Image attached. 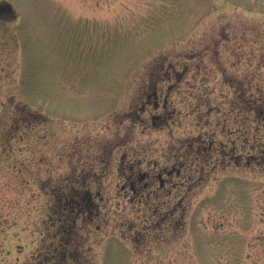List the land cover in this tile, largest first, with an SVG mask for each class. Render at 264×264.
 <instances>
[{
    "label": "rangeland",
    "instance_id": "1",
    "mask_svg": "<svg viewBox=\"0 0 264 264\" xmlns=\"http://www.w3.org/2000/svg\"><path fill=\"white\" fill-rule=\"evenodd\" d=\"M0 264H264V0H0Z\"/></svg>",
    "mask_w": 264,
    "mask_h": 264
},
{
    "label": "trees",
    "instance_id": "2",
    "mask_svg": "<svg viewBox=\"0 0 264 264\" xmlns=\"http://www.w3.org/2000/svg\"><path fill=\"white\" fill-rule=\"evenodd\" d=\"M78 193L79 190H76ZM65 196V193L59 197L64 200V205H61L60 216L56 219L53 228L55 230L73 231L76 232V223L78 221H88L96 217L100 207L96 204V200L92 197L89 191L82 190L77 200L74 196ZM66 199V201H65Z\"/></svg>",
    "mask_w": 264,
    "mask_h": 264
}]
</instances>
